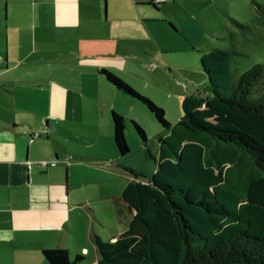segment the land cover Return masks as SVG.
Listing matches in <instances>:
<instances>
[{"label":"crops","instance_id":"crops-1","mask_svg":"<svg viewBox=\"0 0 264 264\" xmlns=\"http://www.w3.org/2000/svg\"><path fill=\"white\" fill-rule=\"evenodd\" d=\"M196 1L0 0V264H48L42 251L54 249L75 256L86 252L88 263L97 264L95 237L103 240L97 236V152L86 161L66 144L97 149L102 136H113V125L102 129L97 78L85 86L56 78L71 64L88 66L90 77L97 69L115 75L108 63L118 56L146 60L150 67L165 48L161 37L172 32L169 26L157 31L144 26L148 18H159L156 13L195 46L206 35L197 10L230 0ZM131 36L138 40L131 46L136 52L114 50ZM71 94L78 103L71 102ZM111 111L127 120L114 107ZM39 161L56 165L40 167ZM128 183L124 179L122 190ZM122 190L100 195L119 213L128 212L129 223L132 214L121 203ZM120 233L107 238L113 241Z\"/></svg>","mask_w":264,"mask_h":264},{"label":"trees","instance_id":"trees-1","mask_svg":"<svg viewBox=\"0 0 264 264\" xmlns=\"http://www.w3.org/2000/svg\"><path fill=\"white\" fill-rule=\"evenodd\" d=\"M251 4L260 10L254 0ZM157 9V5L152 3ZM235 51L213 48L199 63L207 85L181 99L174 124L163 109L105 69L116 90L142 103L168 134L152 174L133 179L120 199L132 214L113 242L95 237L97 264H264V66L236 79ZM119 155L129 147L123 116L111 111ZM146 141L144 130L131 121ZM48 264H79L66 249L42 251Z\"/></svg>","mask_w":264,"mask_h":264},{"label":"rangeland","instance_id":"rangeland-1","mask_svg":"<svg viewBox=\"0 0 264 264\" xmlns=\"http://www.w3.org/2000/svg\"><path fill=\"white\" fill-rule=\"evenodd\" d=\"M230 3L232 5L229 8L225 6V4ZM256 3L264 6V0H256ZM194 4H206V1L198 0ZM197 11L199 20L206 30V35L204 36L205 39L199 40L195 46L189 44L182 34L176 35V31L173 30L174 28L171 27L170 23L160 18L163 15L156 13L154 15L159 18H148V21L144 22V26H148L150 30L156 29V31L162 28L166 29V26H169L172 30V32L161 37L165 48L157 56L158 61H153L154 63L149 67L144 64L146 60L118 56L115 58L114 64H112L113 60L108 63L114 67L111 69L115 76L124 80L141 96L148 98L163 109L165 119L170 124L176 123L182 117L181 97L193 94L196 90L201 91L207 85V79L199 63L202 51L220 47V49L237 52L238 55L232 57L234 79L256 64L264 66V15L260 10L250 5V0L214 1L212 7L208 5L205 9ZM262 11H264L263 7ZM228 12L231 15L224 14ZM183 13L181 10L179 11L182 16H184ZM101 19L104 20L103 16ZM102 24L110 26L107 21H103ZM108 35L109 29L104 33V36ZM131 39L133 40L132 36ZM132 40L117 44L114 50L136 52L137 50L131 46L133 42L138 43V40ZM146 41H149L147 36ZM109 45H111L110 42L105 44V47ZM102 50L106 51L105 48ZM99 57L102 56L99 55ZM87 68L88 66L85 65L73 66L71 64L68 67L70 70L62 71V74L56 79L59 82L68 80L70 84L79 81L85 86L87 79L97 78V82L102 84L100 85V115L103 130L106 131L107 126L108 128L109 125L112 126L111 107L124 113L127 119L125 121V139L129 152L126 155L118 156L113 136L111 138L102 136L101 142H97V149L94 147L89 149L71 142L66 144L70 151H78V153L83 154L82 157L86 161H88L87 157L97 152V236L99 235L103 239V243H110L114 239L110 241L107 235L115 237L116 233L125 231L130 214L126 211L119 213L114 203L108 197L103 198L104 196L100 194L120 193L124 186V179L127 181L133 179L129 170L145 175L152 174L156 164L153 158L147 157V150L154 158L157 157L159 139L164 138L168 132L162 128L154 115L142 103L124 95L107 82L104 75L99 73L100 69H97V74L93 73L90 77L86 74L89 70ZM71 102H79L76 95L71 94ZM130 103L134 104L135 108L129 107ZM131 121L138 123L144 130L145 142L139 137ZM92 173L96 174V172ZM80 256L85 260L79 264H89L90 254L86 256L85 252L84 256ZM68 260L73 263L75 254L68 253Z\"/></svg>","mask_w":264,"mask_h":264},{"label":"built area","instance_id":"built-area-1","mask_svg":"<svg viewBox=\"0 0 264 264\" xmlns=\"http://www.w3.org/2000/svg\"><path fill=\"white\" fill-rule=\"evenodd\" d=\"M153 2L155 1L156 3H163V2H166L167 0H152ZM38 165L40 167H47V166H51V167H54L56 165V162H47V161H39L38 162ZM32 166V163L31 162H28L27 163V167L30 169Z\"/></svg>","mask_w":264,"mask_h":264}]
</instances>
